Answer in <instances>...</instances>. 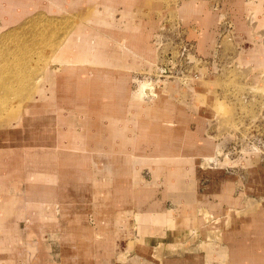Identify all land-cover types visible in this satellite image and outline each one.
Masks as SVG:
<instances>
[{"label": "rangeland", "instance_id": "1", "mask_svg": "<svg viewBox=\"0 0 264 264\" xmlns=\"http://www.w3.org/2000/svg\"><path fill=\"white\" fill-rule=\"evenodd\" d=\"M8 1L2 2L6 5ZM27 1L19 3L25 5ZM184 1L190 0H142L143 11L133 13V19L142 18L145 31L154 34L142 39L145 58L124 48L120 51L124 68L100 70L116 76L130 69V85L138 89L137 99L159 97L155 86L166 83L161 89L166 91L168 87L167 96L178 100L172 110L177 114L172 117L177 120V125L173 123L176 130L186 129L192 141L210 145L213 158L205 159L201 154L199 160L205 164H198L195 170L200 181L197 191L209 198L202 202V209L209 214L202 211L206 218L199 215L204 225L201 222L193 235L170 238L171 244L166 246L159 241L161 237H150L139 230L133 234L127 230L124 235L126 226L116 224L117 219L124 213L130 219L128 213H135L137 208L145 212L154 199L160 201L165 188L157 185H166L175 162L142 166L133 158L131 168L138 169L135 175L129 168L112 174L117 175L114 180L110 172H99L98 168H106V161L101 163L97 157L110 155L104 150L85 153L86 157L77 154L64 158L61 148L74 152L78 147H64L58 142L63 124L71 131L91 135L94 129L81 127L82 112L75 106L78 97L70 106L62 96L64 113L55 111L61 103V85L67 81L74 86L69 89L74 101L76 91L81 89L76 87L78 78H89L93 68L86 66L88 71L83 74L74 71V77L67 75L63 81L59 78L64 67L52 61L67 34L89 19L97 7H77L72 15L50 13L42 6L28 14L18 8L15 10L22 13L21 17L6 25L3 18L13 15L14 9L9 15L0 12V264H135L134 256L141 257L145 264H166V259L175 264L176 258L187 259L196 253L205 257L213 251L215 242L222 243L223 252L232 251L229 246L233 245L240 252L242 232L264 219V23L259 19L264 17V0H196L197 4L204 3L201 20L181 15ZM256 7L261 8L260 14L255 13ZM120 17V11L109 10L106 19L123 27ZM186 17L191 20L189 26L183 23ZM152 43L155 51L150 53ZM160 69L166 72L161 75ZM52 75L58 89L53 108L47 106L51 100L36 98V91L43 89ZM99 78V84L105 85L103 75ZM142 81L149 83L140 84ZM35 105L36 115L24 112ZM87 107L83 108L85 117L91 116ZM182 113L188 121L179 118ZM46 129L52 134L55 129L58 138L52 135L47 140ZM91 135L85 137L88 149L96 147V141L90 142ZM56 141V148L48 144ZM185 165L183 162L180 174L191 177ZM53 171L59 172L58 178L49 175ZM116 181L121 187L114 190ZM138 188L156 192L155 198L140 200ZM120 196L127 201H117ZM234 197L241 200L232 201ZM166 207L175 208L171 203ZM3 216L8 221L6 217L1 219ZM243 217L252 219L253 224L243 226ZM117 233L122 235L116 237ZM229 237L235 241L231 245L227 244ZM152 246L156 247L154 253Z\"/></svg>", "mask_w": 264, "mask_h": 264}, {"label": "crops", "instance_id": "2", "mask_svg": "<svg viewBox=\"0 0 264 264\" xmlns=\"http://www.w3.org/2000/svg\"><path fill=\"white\" fill-rule=\"evenodd\" d=\"M2 1L3 0H0V12L2 14L8 13L9 15L13 9L15 12L13 15L8 16V18H3V23L5 25L13 23L16 19L21 17L22 13L15 10L18 8H22V12L28 14L39 6H42L43 9H46L50 13L63 12L72 15L74 14L73 11L77 10V7L81 9V7L92 6V4L97 7L93 9L89 19L78 23V27L67 34L57 55L52 61H56L64 67V73L59 78V80L62 79L63 81L66 80L67 75H73L74 77V71L82 73L88 71L86 66L93 68V70H89L91 73L93 71V75L90 73L89 78H84L83 75L78 78V85L76 83V87L79 86L81 89L76 91L74 101L69 93V89H73L74 86H71V84L69 86L67 81H65V84L63 83L61 85L62 93H59V101H64L63 97L65 96L67 104L73 106L78 97L75 106L78 108V111L82 112V115L79 117V121L82 123L81 127H83V130L85 127H92V129H94V134L91 135L86 131H71L68 129L67 125H65L66 123L63 124L62 129L59 131L60 136L58 142L64 147L78 148H76V150L73 149L74 152H70L68 148H61L60 150H62V153L60 154H62L64 158L70 159L77 154L86 157L85 153L93 155L95 152L101 153L104 150V152L110 155L105 158L98 156L97 160L101 163H104L103 160H105L106 168L101 167L98 169L99 172H102L101 174L106 171V174L110 172L114 180H116V174L119 175L120 172H126L131 168L133 158H136L135 161L142 166L145 164L153 166V164L163 165L165 162H175L176 166L173 170H170L166 185L164 186L163 183L157 185V187L159 186L162 189L163 187L165 188L163 189L162 195L159 197L160 201L154 199L156 192H150L149 189H136L139 192L137 198L140 200H147L149 199L148 197L153 196V204H149V208L145 212H139L137 208L135 213H128L130 219L124 217V213L120 216L121 219H117L116 224L120 223V227L122 228L126 226V229L123 228L125 236L128 231L129 233L132 231L133 234V232L136 233L137 230H139V232L142 233L146 232L150 237H161L159 241H163L165 246L171 244L170 238L174 239L181 234H187L189 236L195 234L198 231L197 229L204 225L202 221L204 219L202 217L200 219L199 215L202 214L204 216L202 211L209 214L207 210L202 209L204 208V206L202 207L203 200H209V198L204 194L205 192L198 193L197 190L198 187H200V181L199 178L195 176V170L198 169V164H201V166L205 164L204 162L201 163L198 156L202 154L205 159L213 158L211 157L212 155H209L210 145L207 143H199L194 140L192 141L190 139L191 133L186 129H184V131L180 129L176 130L174 124L177 125V120L172 117L173 115H177L173 112V107H175L174 101L178 102V100L174 99L172 95L170 96L171 98L167 96V92L169 93L168 87L166 91H163L166 83L161 81L158 85L160 86L159 88H157L156 83H154L159 92V97L154 99H137L135 95L138 89H131L130 85L133 76L129 73L130 69L125 70L123 73L119 72L116 76H111L108 72L102 73L100 70L104 68H124L122 65V57L120 56V51H123L124 48L125 50L127 48V50L130 49L134 51L133 54L139 58H145L144 53L146 54V49L141 46V43H143L142 39L148 40L151 36L153 37L154 34L150 31H145V24L142 18L138 19V21L135 16L136 20L133 19V13L143 11V9H141L144 7L141 5L143 3L141 2L142 0H122L125 2L123 4L121 0H45V4H41V0H38L39 2L29 0L25 5H21L19 0L8 1L6 5ZM197 2L196 0L184 1L183 6H181V15L189 16L190 19L198 17V19L201 20L202 12L205 10L204 3L199 2L200 4H197ZM120 4L123 5L121 9L118 7ZM144 5H147V3L144 2ZM99 7L103 8L98 9ZM260 9L261 8L256 7L255 13L260 14ZM109 10L115 12L120 11L121 17L118 21L123 24V27H118V22H113L109 18L108 20L106 19ZM259 19L260 24L264 23L263 16H260ZM121 20H123L124 23L121 22ZM190 21L191 20H188L186 17L183 23L189 26L187 24L190 23ZM183 26L185 25L183 24ZM117 30H121L122 35H120L121 32ZM203 39H205L204 36L202 37V41H204ZM152 44L153 47L149 48L150 50L148 51L150 53H152L153 50L155 51L154 43ZM133 64L134 63L131 64V67L134 66ZM95 67L98 68V71H94ZM102 75L103 78L106 79L103 80L104 83L107 84L106 87V84H99V77ZM49 80L50 81L43 89L36 91V98L47 102L51 100L52 103L48 102L47 106L53 108L55 106L54 101L58 99V89L54 82L55 77L53 75ZM69 80L68 78V81ZM84 80H87L88 83L84 82ZM133 81L135 82V80ZM142 83L147 84L149 82H140V84ZM161 86H163V89H161ZM170 90L172 89L170 88ZM86 105L88 106L87 108L91 110V112L88 111L89 115L91 114V116L88 115L89 117H85L87 111L83 110ZM56 107L55 111H63L64 102L57 104ZM24 112L30 114L35 113L36 115L38 108L35 105L31 109L26 108ZM179 118L187 120L184 113L179 114ZM64 119L61 118L62 121H64ZM136 129L137 133H134ZM36 135L40 136L41 133H36L35 136ZM45 135L47 140L52 137L55 140L58 138L55 129L53 130V134L46 129L44 131V137ZM86 135H91L90 142L96 141V147L94 149H88L89 146H86ZM58 142H52V145L51 142L48 144L56 148ZM142 143L153 145V147L141 148ZM88 150L90 151L88 152ZM63 161L65 160L63 159ZM191 161L193 163H191ZM183 162L187 164L185 165V169L191 177L187 178L181 176L180 173L182 169H184L182 166ZM107 166L111 167V170L107 169ZM137 171L138 169L135 168V166L130 170L133 175H135ZM114 173L116 174L113 176L112 174ZM49 175L58 178L59 172L55 173L53 171V173ZM150 177L152 178L151 180H153V173ZM118 187H121V185L120 182L116 181L114 183V190ZM71 189L72 188H70V190ZM116 197L115 199H117ZM156 197L158 198V196ZM231 200L238 201L241 200V198L234 197ZM117 201L124 203L127 199L120 196ZM167 203L173 204L175 208H167ZM120 211L124 212L122 210ZM198 211H200V213ZM2 215L3 214H1V216ZM5 217L6 216H3L1 219ZM204 218L206 217L204 216ZM243 219H245L242 222L243 226L247 224L251 225L252 219L246 217H243ZM5 221H8V218ZM24 221H21V225H23ZM201 222L203 223L202 225ZM215 222L216 220L214 223ZM137 223L138 227L136 226ZM253 226L254 227L248 228L242 232L244 239L243 245H239L240 252L236 251V246L234 245L231 247L229 246L232 251L223 252L220 248L222 243L215 242L213 244V251L207 252L205 257L196 253L195 256L190 255V258L187 259L176 258L175 261H171H174L175 264H264V219L258 223L255 222ZM119 235L122 234L117 233L116 237ZM228 240V245L235 242L231 240L230 237ZM201 246H203V244ZM152 248V252L154 253L156 247L152 246L151 249ZM196 250L198 251V247H196ZM150 252L151 250L148 253ZM226 256L229 257L225 258ZM142 260L141 257L134 256L135 264H143L144 262ZM165 263L170 264V261L166 259ZM149 264H152L151 261Z\"/></svg>", "mask_w": 264, "mask_h": 264}, {"label": "built area", "instance_id": "3", "mask_svg": "<svg viewBox=\"0 0 264 264\" xmlns=\"http://www.w3.org/2000/svg\"><path fill=\"white\" fill-rule=\"evenodd\" d=\"M166 72V69H160L161 75Z\"/></svg>", "mask_w": 264, "mask_h": 264}, {"label": "bare ground", "instance_id": "4", "mask_svg": "<svg viewBox=\"0 0 264 264\" xmlns=\"http://www.w3.org/2000/svg\"><path fill=\"white\" fill-rule=\"evenodd\" d=\"M147 93H149L150 92V89L149 88H146V90H145Z\"/></svg>", "mask_w": 264, "mask_h": 264}]
</instances>
